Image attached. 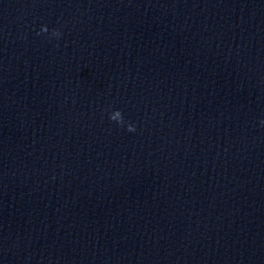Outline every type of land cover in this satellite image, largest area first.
<instances>
[{"label": "water", "instance_id": "water-1", "mask_svg": "<svg viewBox=\"0 0 264 264\" xmlns=\"http://www.w3.org/2000/svg\"><path fill=\"white\" fill-rule=\"evenodd\" d=\"M0 264H264V0H0Z\"/></svg>", "mask_w": 264, "mask_h": 264}, {"label": "clouds", "instance_id": "clouds-1", "mask_svg": "<svg viewBox=\"0 0 264 264\" xmlns=\"http://www.w3.org/2000/svg\"><path fill=\"white\" fill-rule=\"evenodd\" d=\"M42 31L43 32H47L48 31L47 27L44 26L42 28ZM52 34L54 36H57V37L61 35V33L58 30H53ZM109 119L112 120V121H115L119 125H123L124 124V118H123V115H122L120 110H115V111L111 112L110 115H109ZM127 130L128 131H135V126L133 124L129 123L127 125Z\"/></svg>", "mask_w": 264, "mask_h": 264}]
</instances>
